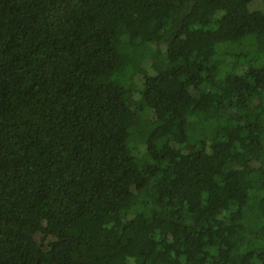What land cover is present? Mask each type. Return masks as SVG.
I'll use <instances>...</instances> for the list:
<instances>
[{
    "label": "trees",
    "instance_id": "1",
    "mask_svg": "<svg viewBox=\"0 0 264 264\" xmlns=\"http://www.w3.org/2000/svg\"><path fill=\"white\" fill-rule=\"evenodd\" d=\"M0 264H264V0H0Z\"/></svg>",
    "mask_w": 264,
    "mask_h": 264
}]
</instances>
